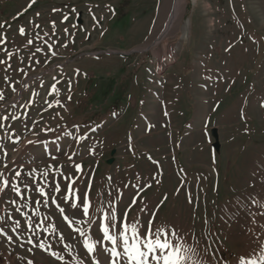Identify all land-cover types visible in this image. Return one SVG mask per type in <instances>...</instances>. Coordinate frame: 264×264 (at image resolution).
<instances>
[{
	"label": "rangeland",
	"instance_id": "374dc122",
	"mask_svg": "<svg viewBox=\"0 0 264 264\" xmlns=\"http://www.w3.org/2000/svg\"><path fill=\"white\" fill-rule=\"evenodd\" d=\"M173 4L0 0V264H93L76 229L101 239L103 213L185 264L264 250V0H182L165 33Z\"/></svg>",
	"mask_w": 264,
	"mask_h": 264
},
{
	"label": "snow or ice",
	"instance_id": "6c2138e0",
	"mask_svg": "<svg viewBox=\"0 0 264 264\" xmlns=\"http://www.w3.org/2000/svg\"><path fill=\"white\" fill-rule=\"evenodd\" d=\"M31 2L35 3V0H31ZM65 19H67V17H65ZM20 32L23 35L25 32L24 28H20ZM28 43L31 44L32 40H29ZM53 55H55V53H53ZM0 63H3V61H0ZM52 91H57L55 86H53ZM2 98V95H0V99ZM69 99H71V97H69ZM0 119L7 120L8 117L4 116L0 117ZM2 126L3 125H0V127ZM76 169L78 171L81 170V166L76 165ZM16 175L19 176L20 173L17 172ZM29 175H31V173H29ZM44 175H47V173ZM0 176H3V173H0ZM74 182L75 180L73 179L71 183ZM2 185L3 187H0V191H3L4 188L8 187L9 181L3 179ZM12 187L18 195H22L18 185H13ZM37 191L45 197L49 196V193L46 192L43 187L38 188ZM54 191H60L59 184L56 185ZM64 199L66 201H72L74 199L75 202L70 203V207L77 208L78 206H82L83 214H88L90 202L87 200V194H85L84 203L81 205L80 196L71 185H69ZM12 203H15V201H12ZM35 203L39 204L41 202L36 201ZM45 203H47V200H45ZM57 208L61 214H64L65 209L63 207H60L57 204ZM63 219L67 221L69 225L76 223L75 220L69 219L68 215H63ZM102 221L103 222L98 226L99 231L102 232L101 239H93V237L87 235L83 229H76L80 236L85 237L84 247L87 253L93 256V264H101V262L95 259L94 256L97 251V246H99L104 252L108 253L109 260L107 264H121V260L124 261V264H185L189 259L187 256L181 257L179 255L180 249L176 248L167 238L161 239V235L167 237L169 235L168 232L161 229H157L155 232L152 231L150 226L152 223L151 219L149 221V227L144 229L143 234H141L139 222H129L126 214L121 219L115 213H103ZM15 223L18 227L19 221H16ZM118 224L119 229L117 228ZM29 226L31 227V225ZM53 230L55 231V229ZM12 231L15 232L16 229L13 228ZM45 231H47V229H45ZM0 233H3V229H0ZM4 234L7 235L6 233ZM170 234L173 236L176 235L175 231H172ZM60 238L63 240V236ZM8 240L11 241L12 237L8 236ZM105 241H107L111 247L106 246L104 243ZM29 243H32V241L29 240ZM38 246L44 248L43 243ZM52 255L55 256L57 254L53 252ZM29 264H31V262H29ZM239 264H264V250H261L258 255L254 252L253 255L249 257H240Z\"/></svg>",
	"mask_w": 264,
	"mask_h": 264
},
{
	"label": "bare ground",
	"instance_id": "6f19581e",
	"mask_svg": "<svg viewBox=\"0 0 264 264\" xmlns=\"http://www.w3.org/2000/svg\"><path fill=\"white\" fill-rule=\"evenodd\" d=\"M181 5H182V0H174L172 14L170 17V21L168 22L167 27L164 31L165 33L168 31V29L170 28V26L172 25V23L174 22L176 17H178V14H179L181 7H182Z\"/></svg>",
	"mask_w": 264,
	"mask_h": 264
},
{
	"label": "water",
	"instance_id": "95a60500",
	"mask_svg": "<svg viewBox=\"0 0 264 264\" xmlns=\"http://www.w3.org/2000/svg\"><path fill=\"white\" fill-rule=\"evenodd\" d=\"M79 22H82L81 19L79 20ZM211 134L212 136L214 137L215 139V142L213 143V147L216 149V151H220V148H221V144H220V141H219V131L217 128H213L211 130ZM116 152V149H113L111 154L114 155ZM113 162V158L109 159L108 160V163H112Z\"/></svg>",
	"mask_w": 264,
	"mask_h": 264
}]
</instances>
